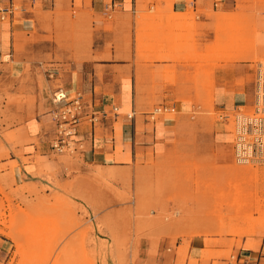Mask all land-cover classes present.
Instances as JSON below:
<instances>
[{
    "label": "rangeland",
    "instance_id": "1",
    "mask_svg": "<svg viewBox=\"0 0 264 264\" xmlns=\"http://www.w3.org/2000/svg\"><path fill=\"white\" fill-rule=\"evenodd\" d=\"M251 1L257 8L244 10L237 4L239 10L230 13L214 12L212 6L204 11L214 18L215 34L205 53L195 42L200 11L174 14L159 6H139L134 16L118 8H108L106 15L77 8L33 11L39 24L32 42L27 45L23 37V43L14 44L13 56L5 51L0 58V182H10L16 165L11 156L28 162L21 153L27 142L23 114L37 107L53 131V92L75 74L87 84L101 82L103 66L95 72L81 61L114 64L113 73L120 79V64L129 59L122 57L124 43L130 54L133 51L136 67L162 60L211 67L194 78L202 88L180 91L171 102L190 106H176L175 112L153 120L147 113L161 101L136 108V133L148 136L145 142L138 138L134 152L131 143L121 145L122 126L134 120L121 114L111 125L115 149L107 162L66 165L64 176L49 174L54 187L47 188L48 195L30 190L31 198L2 202L0 234L14 242L9 264H224L230 255L247 256L246 250L256 251L264 244V162L237 163L232 150L234 117L254 113L256 72L264 69V0ZM80 5L74 0L75 7ZM14 14L18 17L19 11ZM0 23L8 27L10 18ZM1 41L6 46V33ZM237 58L250 63L252 102L225 113L216 111L212 67ZM176 76L174 67L163 70L166 82H174ZM113 81L105 93L115 96L117 104L119 80ZM75 91L88 100L101 95L89 86ZM165 119L170 121L167 126ZM156 128H163L161 138ZM52 151L31 159L79 161L77 153Z\"/></svg>",
    "mask_w": 264,
    "mask_h": 264
},
{
    "label": "crops",
    "instance_id": "2",
    "mask_svg": "<svg viewBox=\"0 0 264 264\" xmlns=\"http://www.w3.org/2000/svg\"><path fill=\"white\" fill-rule=\"evenodd\" d=\"M81 5L79 7L74 6V0H0V6L5 9L12 10V14L9 15L10 23L8 27L3 23H0V58L5 51L11 52L10 56L14 55V44L23 43L25 41L27 45L32 42V32L34 26H37V16L33 11L39 10L40 12L57 10V9H91L95 13L106 15L108 8L110 10L120 9L121 13L128 14V11L134 13L137 7L145 6L146 9H152L153 6H159L167 12L171 13H185L189 10L193 12L200 11L196 16V21L199 25V34L196 36L195 42L197 43L198 50L205 53L207 46L213 42L215 34L211 26L214 23V18L209 17L204 11H208L212 6L213 11H220L222 13H230L236 10L237 4H240L241 9L249 10L257 8L256 3L251 0L238 1V0H170L168 3L158 0H80ZM213 3V4H212ZM89 4V6H88ZM219 5V7H217ZM260 8H264L261 6ZM19 11V16L16 17L15 11ZM36 21V22H35ZM2 33L7 35L6 46L2 45ZM36 36H41L35 34ZM35 37V41L41 40V38ZM33 41V42H35ZM127 39H123V42ZM134 42V40L132 39ZM27 47V46H26ZM94 52V50H93ZM96 53H91V56ZM123 61L120 64L121 77L118 79L113 73L116 68L114 64L100 63L94 64L91 60L81 61V65H89V69L95 68V72L98 70L97 66L103 72L100 83L90 82L86 83L84 78L81 80L78 74H75V78H71L70 82L61 87L64 91L70 92L75 90H82L89 86V89H93V92L98 90L101 94L99 97L89 98L84 97V100L92 106V109L96 112H101L110 105H116L119 108L120 113L116 117H108L105 120L90 124L84 119L77 128V134L74 136L76 143V150L73 153H77V163H69L65 161H51L48 157L45 161H34L31 159L36 153H39L42 157L49 155L50 141L52 136V126H46V119L40 117L37 112V107L33 108L29 113L23 114L22 122L25 124L24 138L27 142L23 144L21 153L23 158H28V162H23L22 158L16 155L11 156V161H15L16 165L12 169V176L9 183L0 182V204L5 203L8 199L11 203L15 204L20 201L21 198H31L33 195H29V191H38L39 196L48 195L47 188L54 187V179H50L49 174L55 173L56 179L61 175L64 176L66 171V165L74 168L78 165H90V164H103L107 162V155L113 154L115 149V138L113 136V129L111 125L116 122L119 115L136 112L137 107H148L152 101H161V104L167 106H178L185 108L190 106L189 103H171L176 98L178 92L194 91L195 89L202 88L197 82H195L196 74L202 73L204 70H209L210 65H196L194 63L187 62L186 64L177 65V63L171 60L154 61L153 64L149 62L140 63L138 67L135 66L132 58L134 57L133 51L126 50V46L123 43L122 47ZM250 63L242 58L233 59L230 61H220L212 67V84H213V105L216 111L228 112L235 110L241 106L250 105L253 99V87L248 82V76L252 74L249 68ZM176 69V80L174 82H166L162 78V73L165 68ZM154 75V77L152 76ZM119 80V89L116 95L118 96V103H115V96L105 93L109 90V87L114 84L113 80ZM199 83V82H198ZM91 87V88H90ZM81 93V92H80ZM189 94V93H186ZM192 94V93H191ZM70 95V94H69ZM71 97V96H70ZM171 104V105H170ZM55 105V104H53ZM59 106V105H55ZM97 107V108H96ZM54 109V108H53ZM98 110V111H97ZM50 118L51 111H50ZM126 118V117H125ZM165 121V122H164ZM164 125L167 126L166 119ZM125 123L121 128V145L131 143L132 151H135V142L140 139L141 142H145L148 134L136 133L135 119L134 124ZM163 125V127H164ZM99 130V131H98ZM113 136L111 138L108 136ZM157 138H161L163 135V128H156L155 133ZM52 137V138H51ZM110 137V138H109ZM109 144L111 147H109ZM156 149H160V145H156ZM53 152V151H52ZM121 153H125V149L121 150ZM57 155H64L61 153ZM70 154V153H69ZM72 158L75 156H71ZM230 157L227 153L224 155L226 161ZM57 160V159H56ZM67 162V163H66ZM13 179V181H12ZM43 191V193H42ZM2 212V208H0ZM0 228L1 225H0ZM196 248V247H195ZM191 252L195 254V251L191 247ZM248 251V255L241 256V259L246 260L245 264H252L254 261L256 264H264V244L261 243L256 251ZM14 252V242L12 239L0 234V264H9ZM138 262H142L139 261ZM15 264V262H13Z\"/></svg>",
    "mask_w": 264,
    "mask_h": 264
},
{
    "label": "built area",
    "instance_id": "3",
    "mask_svg": "<svg viewBox=\"0 0 264 264\" xmlns=\"http://www.w3.org/2000/svg\"><path fill=\"white\" fill-rule=\"evenodd\" d=\"M12 10L0 6V21L12 14ZM52 101L55 105L51 110L54 123L53 138L50 147L54 153H73L76 150L74 136L81 122L86 119L90 124L99 123L106 118L119 114L116 105H110L108 110L96 112L84 100L83 94L76 92L72 97L62 88L53 92ZM254 113L244 115L237 113L234 117L233 158L237 163L264 162V69L259 67L256 72L254 87ZM174 106L160 104L147 113L151 120L155 115L175 112ZM126 119H135V112L125 114ZM238 254L230 255L224 264H245ZM212 264V263H210Z\"/></svg>",
    "mask_w": 264,
    "mask_h": 264
},
{
    "label": "bare ground",
    "instance_id": "4",
    "mask_svg": "<svg viewBox=\"0 0 264 264\" xmlns=\"http://www.w3.org/2000/svg\"><path fill=\"white\" fill-rule=\"evenodd\" d=\"M118 111H119V109H118ZM119 113H120V111H119ZM127 113H128V112H127ZM232 160H233V159H232ZM234 161H235V160H234ZM234 161H233V162H234ZM235 162H236V161H235Z\"/></svg>",
    "mask_w": 264,
    "mask_h": 264
}]
</instances>
